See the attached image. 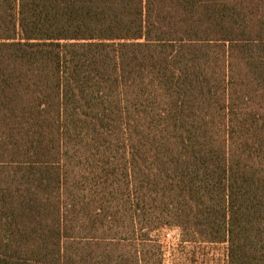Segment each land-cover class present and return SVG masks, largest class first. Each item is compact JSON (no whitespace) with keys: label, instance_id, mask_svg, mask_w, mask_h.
<instances>
[{"label":"trees","instance_id":"obj_1","mask_svg":"<svg viewBox=\"0 0 264 264\" xmlns=\"http://www.w3.org/2000/svg\"><path fill=\"white\" fill-rule=\"evenodd\" d=\"M165 229L264 264V0H0V264H165Z\"/></svg>","mask_w":264,"mask_h":264},{"label":"rangeland","instance_id":"obj_2","mask_svg":"<svg viewBox=\"0 0 264 264\" xmlns=\"http://www.w3.org/2000/svg\"><path fill=\"white\" fill-rule=\"evenodd\" d=\"M162 233L166 246L165 264H228L226 243H204L203 248L199 249L189 246L188 249L190 247L195 249L190 253H185V251L182 250L181 252L178 249L182 244H185L182 247L189 244L183 243L184 241L181 240L178 229H165ZM168 234L170 235L168 236Z\"/></svg>","mask_w":264,"mask_h":264},{"label":"built area","instance_id":"obj_3","mask_svg":"<svg viewBox=\"0 0 264 264\" xmlns=\"http://www.w3.org/2000/svg\"><path fill=\"white\" fill-rule=\"evenodd\" d=\"M170 234H168V236H169Z\"/></svg>","mask_w":264,"mask_h":264}]
</instances>
